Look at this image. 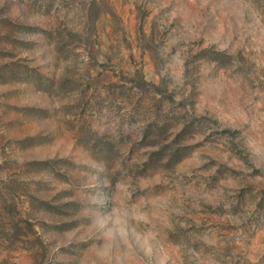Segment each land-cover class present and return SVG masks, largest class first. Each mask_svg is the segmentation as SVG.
<instances>
[{"label":"rangeland","instance_id":"rangeland-1","mask_svg":"<svg viewBox=\"0 0 264 264\" xmlns=\"http://www.w3.org/2000/svg\"><path fill=\"white\" fill-rule=\"evenodd\" d=\"M0 264H264V0H0Z\"/></svg>","mask_w":264,"mask_h":264}]
</instances>
